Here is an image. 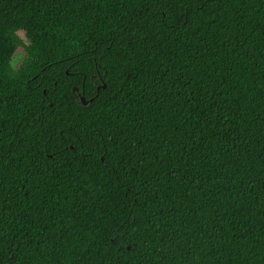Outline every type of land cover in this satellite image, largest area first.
<instances>
[{"label": "trees", "instance_id": "1", "mask_svg": "<svg viewBox=\"0 0 264 264\" xmlns=\"http://www.w3.org/2000/svg\"><path fill=\"white\" fill-rule=\"evenodd\" d=\"M0 264H264V0H0Z\"/></svg>", "mask_w": 264, "mask_h": 264}, {"label": "water", "instance_id": "2", "mask_svg": "<svg viewBox=\"0 0 264 264\" xmlns=\"http://www.w3.org/2000/svg\"><path fill=\"white\" fill-rule=\"evenodd\" d=\"M73 90L76 91L77 90V87L76 86H73ZM79 98L81 100L82 103H87L88 100L85 99V97L83 95H79ZM89 101H92V99L90 98Z\"/></svg>", "mask_w": 264, "mask_h": 264}, {"label": "rangeland", "instance_id": "3", "mask_svg": "<svg viewBox=\"0 0 264 264\" xmlns=\"http://www.w3.org/2000/svg\"><path fill=\"white\" fill-rule=\"evenodd\" d=\"M19 58L16 56V57H14V59H13V64H15L16 62H17V60H18Z\"/></svg>", "mask_w": 264, "mask_h": 264}]
</instances>
